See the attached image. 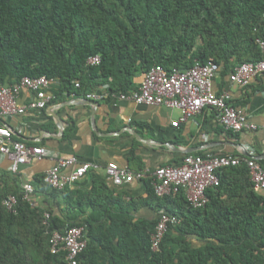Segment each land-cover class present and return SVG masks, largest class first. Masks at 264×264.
<instances>
[{
	"label": "trees",
	"instance_id": "16d2710c",
	"mask_svg": "<svg viewBox=\"0 0 264 264\" xmlns=\"http://www.w3.org/2000/svg\"><path fill=\"white\" fill-rule=\"evenodd\" d=\"M259 41L264 42V0H0V82L46 76L57 80L52 89L57 96L101 88L129 95L141 83L135 86V77L156 65L186 71L212 59L231 73L261 60ZM94 56L100 64L87 65ZM247 172L245 165L217 171L219 186L207 190L209 203L199 210L189 207L183 191L161 198L149 179L141 181L148 194L142 203L180 219L155 251L150 237L159 215L153 222H133L128 215L136 202L116 214L105 208L109 219L102 221L93 210L89 215V205L103 209L101 204H89L82 193L75 199L42 177L24 200L10 179L0 186V264H66L64 252L50 253L49 241L55 230L73 226L86 229L87 246L77 264H264V195L254 192ZM232 180L236 187H230ZM222 190L234 205L220 201ZM38 194L63 201L62 212L33 200ZM10 195L18 202L12 212L2 205ZM194 234L214 242L193 247L187 237Z\"/></svg>",
	"mask_w": 264,
	"mask_h": 264
},
{
	"label": "crops",
	"instance_id": "0c3cea01",
	"mask_svg": "<svg viewBox=\"0 0 264 264\" xmlns=\"http://www.w3.org/2000/svg\"><path fill=\"white\" fill-rule=\"evenodd\" d=\"M229 74L230 71L225 72L220 67L213 78V91L217 95H227L229 104L240 111L249 124L256 126L254 130L234 132L227 129L220 123V112L213 108H204L200 114L173 127L172 122L180 119V112L176 109L139 106L113 98L95 102L75 92L64 96L52 93L55 99L45 109L29 110L23 115L2 120L10 128L14 141L23 142L28 147L44 148L47 156L42 161L20 166L19 172L14 175L8 171L10 162L0 156V186L10 179H15L21 189L25 184H36L50 169L56 167L57 160L74 157L78 164L96 166L76 184L66 187L73 192L75 199L82 193L89 204H101L103 209H92L89 205V215L93 210L91 212L98 219L106 221L109 218L103 212L105 208L116 214L117 210L123 211V205L136 202L137 207L129 212L130 219L133 222H153L158 219V211L152 205L142 203L148 200L146 184L131 181L120 187L112 186L105 174L109 163H115L119 168L133 173L145 168L154 170L162 166H178L187 156L210 153L232 155L243 160L254 159L264 169V133L261 129L264 125V75L257 76L243 88L232 84ZM142 76L143 73L135 77V86L141 82ZM35 99V94L23 90L18 94L16 102L26 105ZM73 169L69 168L63 175L71 174ZM247 176L249 178L248 172ZM228 182L232 183L230 187L237 185L234 180ZM249 183L251 185L250 178ZM241 188L245 191L246 184L243 187L241 184ZM236 190L240 193V189ZM221 192L220 201L234 205V201L228 198V191ZM33 200L41 204H44V200L50 202L54 206V214L63 210V201L59 204L39 194ZM75 211L79 212L78 209ZM209 212L205 218H208ZM212 216H217V213ZM84 217L86 215H81L80 219ZM225 233L228 232L221 235ZM236 233L241 236L245 234L240 231ZM187 240L196 248L204 247L206 241L214 242L196 234L187 237Z\"/></svg>",
	"mask_w": 264,
	"mask_h": 264
},
{
	"label": "built area",
	"instance_id": "2783aa9c",
	"mask_svg": "<svg viewBox=\"0 0 264 264\" xmlns=\"http://www.w3.org/2000/svg\"><path fill=\"white\" fill-rule=\"evenodd\" d=\"M262 58L256 63H244L233 69L229 74V81L240 87H247L257 76L264 75V42L259 41ZM100 58L90 57L87 65L98 66ZM220 67L210 59L206 64H196L194 67L180 71L173 69L165 71L161 66H153L143 73L138 89L129 95L111 94L106 88L97 93L84 94L85 99L91 101H103L109 98L119 101H129L136 105L165 106L180 112L179 121L172 122L177 127L180 122L194 117L204 109L213 108L220 112V123L234 132L245 129L254 130L256 126L249 124L244 115L232 107L227 95H217L213 91L212 82ZM57 80L46 76L36 78L24 77L13 85H4L0 82V156L9 162V173L17 174L20 166H25L32 161H42L47 156L44 148L28 147L23 142L12 139L11 130L2 123V120L11 116L23 115L29 110H43L54 99L52 89L57 85ZM78 89V82L74 83ZM27 90L35 94L36 99L26 105L16 102L18 94ZM264 133V125L261 127ZM245 165L254 192L264 195V169L254 159H242L232 155H195L187 156L178 166H162L154 170L145 168L138 172H129L119 168L115 163H109L105 168L106 180L112 186L120 187L131 181L141 182L150 180V184L156 196L171 197L183 191L189 207L193 210L204 208L209 203L207 190L219 186L217 171L226 168H234ZM74 168L69 175L63 172ZM96 166L92 164H78L74 157L57 160L56 167L50 169L44 176V182L57 190H64L67 186L76 184L89 171ZM34 189L30 184L22 186L24 200H29ZM17 198L8 196L2 201V205L9 211H14ZM49 213H44L43 224L47 225ZM180 223L175 215L161 212L155 232L150 237L152 249H158V245L164 233L169 227ZM85 226L68 227L64 233L54 231L50 237V253L52 255L65 253L66 264H77V258L85 250Z\"/></svg>",
	"mask_w": 264,
	"mask_h": 264
}]
</instances>
